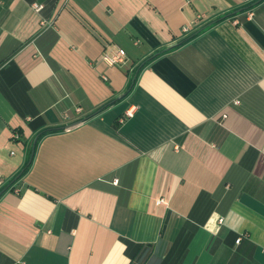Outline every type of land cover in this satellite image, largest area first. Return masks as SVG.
<instances>
[{
    "label": "crops",
    "instance_id": "1",
    "mask_svg": "<svg viewBox=\"0 0 264 264\" xmlns=\"http://www.w3.org/2000/svg\"><path fill=\"white\" fill-rule=\"evenodd\" d=\"M2 186L0 264H264V0H0Z\"/></svg>",
    "mask_w": 264,
    "mask_h": 264
},
{
    "label": "built area",
    "instance_id": "2",
    "mask_svg": "<svg viewBox=\"0 0 264 264\" xmlns=\"http://www.w3.org/2000/svg\"><path fill=\"white\" fill-rule=\"evenodd\" d=\"M33 7L38 9L39 5L36 3H33ZM201 15H198L200 17ZM184 31H187V27H183ZM101 59L107 64V65H120L122 64L126 59V51L124 48L119 46H110L107 47L101 55ZM135 110V106L128 107L125 110V116H131ZM12 137L17 138L18 134L16 132L12 133ZM114 181H117V178L114 179ZM159 201H163L162 198L159 199ZM240 237H238L236 240L238 241Z\"/></svg>",
    "mask_w": 264,
    "mask_h": 264
},
{
    "label": "trees",
    "instance_id": "3",
    "mask_svg": "<svg viewBox=\"0 0 264 264\" xmlns=\"http://www.w3.org/2000/svg\"><path fill=\"white\" fill-rule=\"evenodd\" d=\"M129 88H130V87L127 88V90L125 91V93H124L120 98L114 99V101H111L110 103H112V102H116V101L120 100L121 98H123V97L129 92ZM110 103H106V105H108V104H110ZM106 105H104V106H106ZM102 108H103V107H102ZM102 108H101V109H102ZM101 109H99L98 111H100ZM54 129H55V128H54ZM28 166H29V163H28V164L22 169V171H20L18 174L15 175V179H16L17 177L21 176V174H22L23 172L26 171V169L28 168ZM5 189H6V186H2V187L0 188V194H1Z\"/></svg>",
    "mask_w": 264,
    "mask_h": 264
},
{
    "label": "rangeland",
    "instance_id": "4",
    "mask_svg": "<svg viewBox=\"0 0 264 264\" xmlns=\"http://www.w3.org/2000/svg\"><path fill=\"white\" fill-rule=\"evenodd\" d=\"M116 66H119L121 67L124 75H126L128 78H129V82H128V85L131 84L132 82V79H133V76H134V73H131V70L127 69V68H124V63L123 64H120V65H116Z\"/></svg>",
    "mask_w": 264,
    "mask_h": 264
},
{
    "label": "water",
    "instance_id": "5",
    "mask_svg": "<svg viewBox=\"0 0 264 264\" xmlns=\"http://www.w3.org/2000/svg\"><path fill=\"white\" fill-rule=\"evenodd\" d=\"M123 94H124V93L118 95L116 98H120ZM116 98H115V99H116ZM96 112H97V111H95L94 113H96ZM91 115H92V114H91ZM91 115H89V116H91ZM89 116H88V117H89ZM82 120H83V119H82ZM36 138H37V135H36L35 138H34V141H33L34 143H35V141H36ZM32 154H33V151H32ZM29 162H30V161H29Z\"/></svg>",
    "mask_w": 264,
    "mask_h": 264
}]
</instances>
